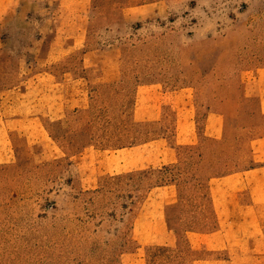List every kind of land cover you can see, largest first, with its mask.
Masks as SVG:
<instances>
[{"label": "rangeland", "instance_id": "374dc122", "mask_svg": "<svg viewBox=\"0 0 264 264\" xmlns=\"http://www.w3.org/2000/svg\"><path fill=\"white\" fill-rule=\"evenodd\" d=\"M67 2L0 0V91L67 86L0 164V264H264V0Z\"/></svg>", "mask_w": 264, "mask_h": 264}, {"label": "crops", "instance_id": "0c3cea01", "mask_svg": "<svg viewBox=\"0 0 264 264\" xmlns=\"http://www.w3.org/2000/svg\"><path fill=\"white\" fill-rule=\"evenodd\" d=\"M68 0H62V4L67 8ZM83 0H74V2ZM74 16H82L75 13ZM63 50L67 51L68 46ZM50 60V59H49ZM47 60V62L49 61ZM59 61L55 59L52 63ZM242 81L245 83V93L242 97H256L259 103V112L264 114V64L255 68L243 70ZM234 73V71H233ZM247 76V77H246ZM33 81H23L18 87L0 91V164L10 162L14 154L13 136L14 132H19L23 136L31 139L53 137L52 129L45 125L46 120H52L55 126L61 127V118L67 107L63 91L67 86L58 83L52 74H36ZM60 90V91H59ZM66 99V97H65ZM78 102V101H77ZM71 104H73L71 102ZM75 109V106H71ZM220 114L221 112H213ZM217 123L214 124L213 132L218 136L217 131H221L220 120L215 117ZM220 133V132H219ZM253 149L255 157L264 162V135L255 139ZM264 169L250 171L249 176H256L264 179ZM263 183L258 182V187ZM264 193V189H260Z\"/></svg>", "mask_w": 264, "mask_h": 264}]
</instances>
